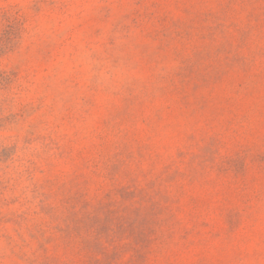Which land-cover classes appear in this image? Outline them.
Masks as SVG:
<instances>
[{
	"label": "rangeland",
	"instance_id": "rangeland-1",
	"mask_svg": "<svg viewBox=\"0 0 264 264\" xmlns=\"http://www.w3.org/2000/svg\"><path fill=\"white\" fill-rule=\"evenodd\" d=\"M0 264H264V0H0Z\"/></svg>",
	"mask_w": 264,
	"mask_h": 264
}]
</instances>
